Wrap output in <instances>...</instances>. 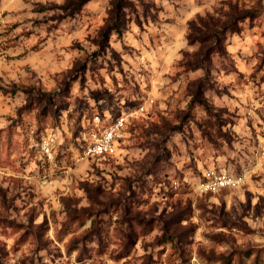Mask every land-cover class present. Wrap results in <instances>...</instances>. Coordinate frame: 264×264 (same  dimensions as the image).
I'll return each mask as SVG.
<instances>
[{
	"label": "rangeland",
	"instance_id": "obj_1",
	"mask_svg": "<svg viewBox=\"0 0 264 264\" xmlns=\"http://www.w3.org/2000/svg\"><path fill=\"white\" fill-rule=\"evenodd\" d=\"M0 264H264V0H0Z\"/></svg>",
	"mask_w": 264,
	"mask_h": 264
},
{
	"label": "built area",
	"instance_id": "obj_2",
	"mask_svg": "<svg viewBox=\"0 0 264 264\" xmlns=\"http://www.w3.org/2000/svg\"><path fill=\"white\" fill-rule=\"evenodd\" d=\"M131 115L132 113L127 111L110 114L108 118L99 113L94 114L92 123L95 125L96 131L92 135V140L84 147V156L86 158L101 159L116 155L124 134L125 125ZM42 148L47 157L52 158L54 156L51 141L44 142ZM203 174L202 187L210 192L240 185L244 180V175L232 174L227 171L209 170Z\"/></svg>",
	"mask_w": 264,
	"mask_h": 264
},
{
	"label": "trees",
	"instance_id": "obj_3",
	"mask_svg": "<svg viewBox=\"0 0 264 264\" xmlns=\"http://www.w3.org/2000/svg\"><path fill=\"white\" fill-rule=\"evenodd\" d=\"M82 1H83V3H86L89 0H82ZM119 24H120L119 23V17H117L116 20H115V23H114V28H115V30L117 32H119L120 29H121ZM229 29H230L231 32L236 31L235 28H229ZM209 36L210 37H207L206 35L205 36L194 35V36H190L189 37V41H190V43H195V42L205 43V42H207L208 38H213V39L217 40L218 42H222L225 39V33L222 30H220V31L216 30V31H214L212 33H209ZM105 49H106L105 43H104V41H102L101 44H100V49L97 51V54L104 53ZM112 54H114V56H117V53L114 52V51L112 52ZM116 59L119 60V58H116ZM199 66H201V65H199ZM77 78H78V76L73 77L71 79V82H69L68 87H67V89H65L64 92L57 93L56 95H53V97H54L53 101H58L59 102V100L61 98L67 96L69 94V92H70V88H71L72 83L77 81ZM196 100H198L200 103L204 104L205 107L208 109V107H207L208 105H206V103L204 102V99L202 97H199V95H197V99Z\"/></svg>",
	"mask_w": 264,
	"mask_h": 264
}]
</instances>
